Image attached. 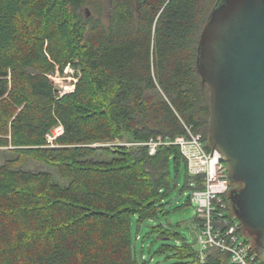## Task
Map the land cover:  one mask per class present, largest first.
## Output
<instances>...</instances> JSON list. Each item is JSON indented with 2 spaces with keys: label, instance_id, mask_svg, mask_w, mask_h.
I'll return each instance as SVG.
<instances>
[{
  "label": "trees",
  "instance_id": "obj_1",
  "mask_svg": "<svg viewBox=\"0 0 264 264\" xmlns=\"http://www.w3.org/2000/svg\"><path fill=\"white\" fill-rule=\"evenodd\" d=\"M217 1L0 0V150L8 156L0 165V264H150L134 246L133 220L168 219L164 200L180 177L182 190L201 180L177 146L151 156L144 146L91 145L173 140L186 125L210 151L196 59ZM68 64L78 77L60 96L49 76ZM59 126L49 148L46 135ZM26 160L67 184L21 169ZM166 224L152 231L161 241L155 253L170 264H231L218 250L201 261Z\"/></svg>",
  "mask_w": 264,
  "mask_h": 264
},
{
  "label": "water",
  "instance_id": "obj_2",
  "mask_svg": "<svg viewBox=\"0 0 264 264\" xmlns=\"http://www.w3.org/2000/svg\"><path fill=\"white\" fill-rule=\"evenodd\" d=\"M207 140L226 165L234 217L264 264V0H218L199 35Z\"/></svg>",
  "mask_w": 264,
  "mask_h": 264
},
{
  "label": "built area",
  "instance_id": "obj_3",
  "mask_svg": "<svg viewBox=\"0 0 264 264\" xmlns=\"http://www.w3.org/2000/svg\"><path fill=\"white\" fill-rule=\"evenodd\" d=\"M183 126L185 134L173 140L156 137L142 144L131 145L146 147L151 156L160 146H177L187 162L188 173L200 178V184L196 181L190 182L189 199L196 205V217L200 222L196 243L201 261L207 251L218 250L229 255L231 264H262L254 253L253 242L240 234V225L236 218L226 216H230L225 200L230 189L226 165L220 162V155L216 151L206 150V143L200 134L194 133L190 126ZM62 132V127L59 126L46 135L49 147L55 145L56 138ZM112 144L122 145L117 140Z\"/></svg>",
  "mask_w": 264,
  "mask_h": 264
},
{
  "label": "rangeland",
  "instance_id": "obj_4",
  "mask_svg": "<svg viewBox=\"0 0 264 264\" xmlns=\"http://www.w3.org/2000/svg\"><path fill=\"white\" fill-rule=\"evenodd\" d=\"M77 77L78 71L72 65L68 64L64 67L63 71H60L59 68L56 67L55 72L49 77V79L52 81L58 94L61 95L73 91L74 85L77 81ZM113 143H115V141ZM117 143H120L127 147H138V145H131L132 143H129L126 140V137L118 139ZM91 146L107 148L114 147L112 143L110 145L105 143L94 144ZM54 147H57L56 143L53 147L49 148ZM7 157V154L0 150V165L3 164ZM21 169L32 172H49L55 182L59 184H67L58 176L57 172L54 169L42 163L26 160L24 164H22ZM182 187L183 177L181 176L177 186L172 189V191L164 200L167 210L170 212L168 219L161 218L159 220L139 223L138 225L136 221L133 220L132 239L134 246L136 247V250L139 254L142 253L145 259L150 260V264L171 263L169 259H166L162 255H158L155 253V251H157V249L159 248L161 241L158 239V233L152 231V226H155L159 222H161L163 225H167L166 223H169L172 226L173 230L179 232L182 236H184L188 242L193 244V247L198 252L199 247L196 243L197 229H195L196 224L194 222V219L196 217V205L189 199L190 190H182Z\"/></svg>",
  "mask_w": 264,
  "mask_h": 264
},
{
  "label": "crops",
  "instance_id": "obj_5",
  "mask_svg": "<svg viewBox=\"0 0 264 264\" xmlns=\"http://www.w3.org/2000/svg\"><path fill=\"white\" fill-rule=\"evenodd\" d=\"M195 229H197V225H196Z\"/></svg>",
  "mask_w": 264,
  "mask_h": 264
}]
</instances>
